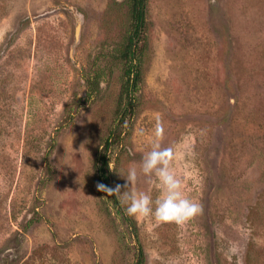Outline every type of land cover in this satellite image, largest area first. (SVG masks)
I'll use <instances>...</instances> for the list:
<instances>
[{
    "label": "rangeland",
    "instance_id": "374dc122",
    "mask_svg": "<svg viewBox=\"0 0 264 264\" xmlns=\"http://www.w3.org/2000/svg\"><path fill=\"white\" fill-rule=\"evenodd\" d=\"M126 4L0 0V264H139L140 249L142 264H264V0H147L121 123ZM113 131L110 187L136 167L133 187L155 199L140 169L159 140L202 213L132 217L98 190Z\"/></svg>",
    "mask_w": 264,
    "mask_h": 264
},
{
    "label": "clouds",
    "instance_id": "9594fccd",
    "mask_svg": "<svg viewBox=\"0 0 264 264\" xmlns=\"http://www.w3.org/2000/svg\"><path fill=\"white\" fill-rule=\"evenodd\" d=\"M161 130L162 126L157 125V136ZM174 154V147H162L159 140H155L143 157L140 171L159 190L155 199L149 192L133 187L138 176L136 167L129 168L126 176H122L126 180L124 185L110 187L98 183L97 188L108 195L123 197L127 204L125 212L129 216L154 217L160 222L183 224L202 213L203 205L183 191V181L173 166Z\"/></svg>",
    "mask_w": 264,
    "mask_h": 264
},
{
    "label": "trees",
    "instance_id": "16d2710c",
    "mask_svg": "<svg viewBox=\"0 0 264 264\" xmlns=\"http://www.w3.org/2000/svg\"><path fill=\"white\" fill-rule=\"evenodd\" d=\"M146 2L147 0H126L131 25L121 45L115 51L117 62L122 64L121 76L123 81L118 96L119 119L121 123L126 118V114L134 109V94L141 79L142 46H139V42L141 41L142 32L146 24ZM89 73L92 74L88 75L85 79L87 97L93 96L98 91L100 79L102 78V71L100 70H93ZM118 144H120V132L113 131L111 136L105 141L103 149L95 162L99 181L108 186H110L113 176L108 152ZM143 256L144 254L140 249L138 257L141 261H139V264H142Z\"/></svg>",
    "mask_w": 264,
    "mask_h": 264
},
{
    "label": "water",
    "instance_id": "95a60500",
    "mask_svg": "<svg viewBox=\"0 0 264 264\" xmlns=\"http://www.w3.org/2000/svg\"><path fill=\"white\" fill-rule=\"evenodd\" d=\"M78 29V28H77Z\"/></svg>",
    "mask_w": 264,
    "mask_h": 264
}]
</instances>
